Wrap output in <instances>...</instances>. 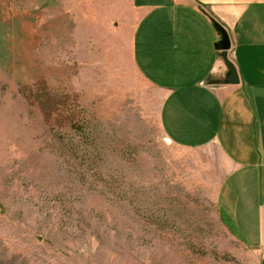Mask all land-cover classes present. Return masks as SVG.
<instances>
[{"label": "rangeland", "instance_id": "1", "mask_svg": "<svg viewBox=\"0 0 264 264\" xmlns=\"http://www.w3.org/2000/svg\"><path fill=\"white\" fill-rule=\"evenodd\" d=\"M122 2L0 0V264H257L211 159L167 141Z\"/></svg>", "mask_w": 264, "mask_h": 264}, {"label": "crops", "instance_id": "2", "mask_svg": "<svg viewBox=\"0 0 264 264\" xmlns=\"http://www.w3.org/2000/svg\"><path fill=\"white\" fill-rule=\"evenodd\" d=\"M104 1L122 8L123 0ZM129 6L134 64L162 94L167 140L211 159L221 179L215 207L222 227L264 264V0H130ZM215 24L229 36L235 85L215 48Z\"/></svg>", "mask_w": 264, "mask_h": 264}, {"label": "water", "instance_id": "3", "mask_svg": "<svg viewBox=\"0 0 264 264\" xmlns=\"http://www.w3.org/2000/svg\"><path fill=\"white\" fill-rule=\"evenodd\" d=\"M215 27L220 35V41L215 45V48L220 52L221 58L225 66L227 67L229 74L227 82L229 84L235 85L238 82L237 73L234 66L227 59V52L230 48L229 36L222 26L215 24ZM208 84H212V83H208Z\"/></svg>", "mask_w": 264, "mask_h": 264}, {"label": "bare ground", "instance_id": "4", "mask_svg": "<svg viewBox=\"0 0 264 264\" xmlns=\"http://www.w3.org/2000/svg\"><path fill=\"white\" fill-rule=\"evenodd\" d=\"M168 141V140H167ZM169 142V141H168Z\"/></svg>", "mask_w": 264, "mask_h": 264}]
</instances>
